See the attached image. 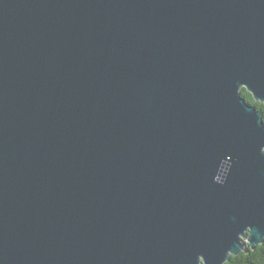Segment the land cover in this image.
Returning <instances> with one entry per match:
<instances>
[{
	"label": "water",
	"instance_id": "obj_1",
	"mask_svg": "<svg viewBox=\"0 0 264 264\" xmlns=\"http://www.w3.org/2000/svg\"><path fill=\"white\" fill-rule=\"evenodd\" d=\"M264 0H0V264H224L264 241Z\"/></svg>",
	"mask_w": 264,
	"mask_h": 264
},
{
	"label": "trees",
	"instance_id": "obj_2",
	"mask_svg": "<svg viewBox=\"0 0 264 264\" xmlns=\"http://www.w3.org/2000/svg\"><path fill=\"white\" fill-rule=\"evenodd\" d=\"M240 92L246 103L255 106L257 110L261 111L264 120V104L256 101L246 89L241 88ZM224 264H264V241L248 252H240L235 256L231 255Z\"/></svg>",
	"mask_w": 264,
	"mask_h": 264
}]
</instances>
